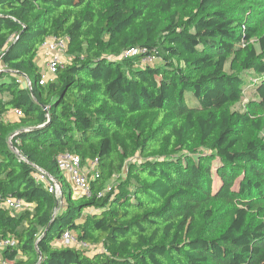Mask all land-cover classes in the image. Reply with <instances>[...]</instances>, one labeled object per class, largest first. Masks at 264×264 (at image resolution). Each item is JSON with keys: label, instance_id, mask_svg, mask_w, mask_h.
I'll use <instances>...</instances> for the list:
<instances>
[{"label": "trees", "instance_id": "1", "mask_svg": "<svg viewBox=\"0 0 264 264\" xmlns=\"http://www.w3.org/2000/svg\"><path fill=\"white\" fill-rule=\"evenodd\" d=\"M49 37L69 39V60L41 85ZM147 55L158 64L143 66ZM261 132L264 0H0V241L15 240L12 264H264V138H250ZM64 152L98 160L91 197L74 198ZM7 198L33 214L15 216ZM66 231L98 250L65 247Z\"/></svg>", "mask_w": 264, "mask_h": 264}, {"label": "built area", "instance_id": "2", "mask_svg": "<svg viewBox=\"0 0 264 264\" xmlns=\"http://www.w3.org/2000/svg\"><path fill=\"white\" fill-rule=\"evenodd\" d=\"M68 38H57L49 37L41 45L40 54L45 56V65L47 72L43 74L41 85L47 83L49 78H53L60 67H63L67 64L68 60H64L63 55L67 51L68 47ZM139 49H131L123 54L124 57H132L139 53ZM157 62L156 57L154 56H145L141 63L143 66L152 65ZM16 116H23L22 112L17 110L15 112ZM57 166L61 173L64 175L65 179L71 184L72 188L80 194L81 197H91V179H94L97 175L98 169V160L89 161L88 168L82 165V160L78 155L72 154L70 152L61 153L57 157ZM40 179L43 181H48L50 185L49 191L55 193L57 198L61 197V186L56 184L55 180L49 175L41 172ZM24 201L16 200L13 198H7L5 200L4 206L10 210H19L24 205ZM61 244L65 247H74L79 248L80 250L87 252L91 247L90 244L80 241L78 236L71 232L66 231L62 238ZM15 245V240L4 239L0 241V264H12L11 261L6 260L3 257V252L7 250L10 246Z\"/></svg>", "mask_w": 264, "mask_h": 264}, {"label": "rangeland", "instance_id": "3", "mask_svg": "<svg viewBox=\"0 0 264 264\" xmlns=\"http://www.w3.org/2000/svg\"><path fill=\"white\" fill-rule=\"evenodd\" d=\"M41 56H43L42 58H43V61H44V60H45V56H44V55H41ZM63 57H64V60L66 61V60H68V57H69V56L67 55V53H65V54L63 55ZM43 61L38 62V65H39L38 67H39L40 71H41L43 74H45V73L47 72V68H46V66L42 63ZM156 63L158 64V61H157ZM157 64H156V65H157ZM252 96H253V94H252L251 92H246V93L244 94V102H246L247 100H249ZM236 109H238V110H243V109H242V106H239V105L236 106ZM6 119H7L8 121H17V120H19L20 118L17 117V116L14 114V112H11L10 114H8V115L6 116ZM250 138H258V139H262V138H264V132H261V133H259V134H251ZM84 167H85V169H87V168H88V165H85ZM125 177H126V171L123 172L121 175H115V176L113 177V179L110 181V183H109V185H108V187H107V188H108L107 190H110V188H112L113 186L117 187L118 184H119L123 179H125ZM75 193H77V194H74V195H75L74 198H79V197H81L80 194H79L78 192L75 191ZM35 207H36V204H35V203H27V202H25L21 209H19V210H10V212H11L12 214H14L15 216H21V215H23V214H29V215H31V214H33V212H34ZM89 212H95V210H94V209H90ZM22 226H23V225H22ZM22 226H21V227H22ZM73 233L76 234V232H73ZM97 248H98L97 245H91V247L87 250V252H91V253L93 254L95 251L98 250ZM96 249H97V250H96Z\"/></svg>", "mask_w": 264, "mask_h": 264}, {"label": "water", "instance_id": "4", "mask_svg": "<svg viewBox=\"0 0 264 264\" xmlns=\"http://www.w3.org/2000/svg\"><path fill=\"white\" fill-rule=\"evenodd\" d=\"M30 83V80L28 81ZM37 128H33V129H29V130H26L25 132H29V131H34L36 130ZM17 154L18 156H21L19 154V152L15 149V148H12ZM55 180V179H54ZM56 184H58V182L55 180ZM60 200L62 201L63 200V193H62V190H61V197H60Z\"/></svg>", "mask_w": 264, "mask_h": 264}, {"label": "crops", "instance_id": "5", "mask_svg": "<svg viewBox=\"0 0 264 264\" xmlns=\"http://www.w3.org/2000/svg\"><path fill=\"white\" fill-rule=\"evenodd\" d=\"M42 54H39V56H38V58H37V65H38V62H41V61H43V56H41ZM44 65H45V60L42 62ZM39 66V65H38ZM46 66V65H45ZM15 114V113H14ZM16 115V114H15ZM75 191V190H74ZM75 194H77V193H75Z\"/></svg>", "mask_w": 264, "mask_h": 264}]
</instances>
